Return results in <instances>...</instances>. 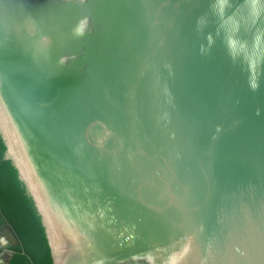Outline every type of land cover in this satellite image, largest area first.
Returning <instances> with one entry per match:
<instances>
[{
	"label": "water",
	"instance_id": "obj_1",
	"mask_svg": "<svg viewBox=\"0 0 264 264\" xmlns=\"http://www.w3.org/2000/svg\"><path fill=\"white\" fill-rule=\"evenodd\" d=\"M0 137L52 264H264V0H0Z\"/></svg>",
	"mask_w": 264,
	"mask_h": 264
},
{
	"label": "trees",
	"instance_id": "obj_2",
	"mask_svg": "<svg viewBox=\"0 0 264 264\" xmlns=\"http://www.w3.org/2000/svg\"><path fill=\"white\" fill-rule=\"evenodd\" d=\"M4 149L0 137V209L21 241V246L15 248L9 264H52L33 202L18 180L11 162L3 158Z\"/></svg>",
	"mask_w": 264,
	"mask_h": 264
},
{
	"label": "flooded vegetation",
	"instance_id": "obj_3",
	"mask_svg": "<svg viewBox=\"0 0 264 264\" xmlns=\"http://www.w3.org/2000/svg\"><path fill=\"white\" fill-rule=\"evenodd\" d=\"M21 246V245H17ZM17 246H12V247H0V264L2 262H7L9 264V260L16 251L15 248Z\"/></svg>",
	"mask_w": 264,
	"mask_h": 264
},
{
	"label": "clouds",
	"instance_id": "obj_4",
	"mask_svg": "<svg viewBox=\"0 0 264 264\" xmlns=\"http://www.w3.org/2000/svg\"><path fill=\"white\" fill-rule=\"evenodd\" d=\"M78 34L83 35V32L82 31H79Z\"/></svg>",
	"mask_w": 264,
	"mask_h": 264
}]
</instances>
